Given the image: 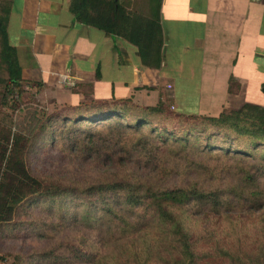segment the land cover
Returning a JSON list of instances; mask_svg holds the SVG:
<instances>
[{
    "label": "trees",
    "instance_id": "16d2710c",
    "mask_svg": "<svg viewBox=\"0 0 264 264\" xmlns=\"http://www.w3.org/2000/svg\"><path fill=\"white\" fill-rule=\"evenodd\" d=\"M11 3L0 0V110L13 111L25 94L37 103L8 44ZM159 5L69 0L67 11L74 22L133 45L142 66L158 69ZM169 110L124 100L31 117L26 129L0 120V236L36 235L48 243L12 262L264 264L258 240L252 249L236 241L222 250L200 222L215 217L236 224L254 216L264 240V109L244 104L215 118ZM47 146L70 178L57 169L50 176L30 173L28 159ZM85 165L89 171L75 178ZM186 219L196 223L194 231L183 226Z\"/></svg>",
    "mask_w": 264,
    "mask_h": 264
},
{
    "label": "crops",
    "instance_id": "0c3cea01",
    "mask_svg": "<svg viewBox=\"0 0 264 264\" xmlns=\"http://www.w3.org/2000/svg\"><path fill=\"white\" fill-rule=\"evenodd\" d=\"M68 4L10 6L8 44L22 79L40 86L38 101L163 103L175 114L214 118L244 104L264 109V0H160L158 69L142 66L123 39L74 22Z\"/></svg>",
    "mask_w": 264,
    "mask_h": 264
},
{
    "label": "rangeland",
    "instance_id": "374dc122",
    "mask_svg": "<svg viewBox=\"0 0 264 264\" xmlns=\"http://www.w3.org/2000/svg\"><path fill=\"white\" fill-rule=\"evenodd\" d=\"M35 86L28 84L25 90L33 94L32 98L36 101L37 105H30L28 103L29 96L25 94L22 96L23 98L20 103H15L16 108L13 111L8 108H2L0 110V120L8 126L16 125L19 128L26 129L31 123V117H45L57 110L68 108L65 105L51 104L50 101L47 102V100H43L42 102L38 101L36 99L37 95H34ZM168 112L172 113L170 110ZM87 167L89 166L85 165L81 170L74 171L75 178L83 177V174L89 171ZM28 168L32 175L38 177L50 176V172L54 173L55 169L61 173L63 178L68 179L71 176V173H68V166L64 167L59 163L56 167L55 160H50V146H47L44 150H40L36 155H31L30 159H28ZM261 214H264V209L261 210ZM222 221L215 217H213V219H204V221L200 219L201 226L206 227L212 232L219 247L223 248L222 250H227L229 246H232L236 241H239L243 246H248L251 249L253 248L252 243L254 240H258L264 245V240H262V237L257 232L259 225H256L257 221L254 216L244 217L236 224L234 219H231V221ZM183 226L187 231H194L197 225L193 220L186 219L183 220ZM238 234L239 236L236 238ZM47 245V241L39 239L36 235L23 238L20 236L14 237L13 235L8 236L6 234L0 236V264H15L12 262V257L15 254L23 257L28 255L31 251L45 248Z\"/></svg>",
    "mask_w": 264,
    "mask_h": 264
},
{
    "label": "built area",
    "instance_id": "2783aa9c",
    "mask_svg": "<svg viewBox=\"0 0 264 264\" xmlns=\"http://www.w3.org/2000/svg\"><path fill=\"white\" fill-rule=\"evenodd\" d=\"M60 79H61V83H62V84H65V85H71V83H70L69 81H67L65 77L63 78V77L61 76ZM170 109H171V108H170Z\"/></svg>",
    "mask_w": 264,
    "mask_h": 264
}]
</instances>
